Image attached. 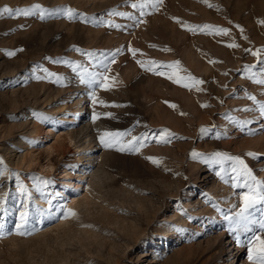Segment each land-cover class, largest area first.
<instances>
[{"label": "rangeland", "instance_id": "rangeland-1", "mask_svg": "<svg viewBox=\"0 0 264 264\" xmlns=\"http://www.w3.org/2000/svg\"><path fill=\"white\" fill-rule=\"evenodd\" d=\"M208 3L212 7L203 0H163L159 11L146 9L136 27L107 15L116 9L139 16L126 0H0V8L69 6L80 14L71 21L62 15H0V158L8 170L0 177V264H251L238 243L244 236L230 232L223 218L239 210L243 189L232 186L231 162L214 163L212 156H240L264 181V119L246 98L264 101V86L247 79L252 72L245 70L257 65L259 77L257 57L245 49L264 48V0ZM109 20L121 28L108 27ZM204 24L229 32L187 30ZM129 48L139 51L133 56ZM113 54L115 63H109ZM137 60L163 74L145 71ZM97 61L110 71L108 88L95 87L93 104V88L79 83L78 73L103 71ZM150 61L179 65L159 68ZM76 64L81 68L73 71ZM188 76L204 83L195 85ZM78 101L83 116L77 129L85 128L87 137L69 139L63 118ZM245 120L251 123L242 129ZM105 132L127 135L107 148L100 143ZM145 134L138 152L118 150ZM87 138L86 152L78 146ZM97 169L100 190L86 193L87 173ZM68 182L75 184L70 193ZM86 195L93 198L87 208L71 206ZM25 204L28 223L18 230ZM66 209L76 215L65 218Z\"/></svg>", "mask_w": 264, "mask_h": 264}, {"label": "snow or ice", "instance_id": "snow-or-ice-1", "mask_svg": "<svg viewBox=\"0 0 264 264\" xmlns=\"http://www.w3.org/2000/svg\"><path fill=\"white\" fill-rule=\"evenodd\" d=\"M204 3L208 4V7H212L210 3H208V0H203ZM126 3L130 4V7L132 9H138L139 10V16L134 15L131 12H123L118 11L116 9H113L108 12V16H119V17H125L128 20L133 22V26L138 27L141 23H144L140 17H143L147 14L145 11L148 8H151L155 11H159L161 5L163 4V0H137V2H131V0H126ZM7 14L10 18L15 17L19 18L21 16L23 17H29L33 15H38L39 19L44 20L52 16L62 15L65 16L68 20H73L77 16H79V13H76L75 10H73L69 6H60L55 10H49L44 8L40 4H33L30 7L26 8H16L13 9L7 5H5L3 8H0V15ZM177 23H181L182 27L183 22L179 21L178 18H173ZM101 23H104L103 21ZM260 24L264 25V21H259ZM108 27H115L117 29L121 28V25L119 24H113L111 20L107 21ZM24 26H21L23 28ZM239 27V26H237ZM209 30L208 32H205V34H224L227 35L229 30L226 28H220L213 25H196V26H188L187 30L196 32L197 30ZM241 31H243L241 29ZM229 47H238L236 44H230ZM154 47V46H153ZM22 50V49H21ZM165 51H170V49H164ZM121 49H117L116 53H119ZM129 51L132 53L133 56L136 55V53L139 51L137 49L129 48ZM246 52H250L251 55L254 57H257L258 64L260 65L259 68V77H257V73L253 71L257 67V65H250L246 66V71L252 72V75L246 77L252 82H255L258 85L264 86V48H258L255 51H252L251 49H245ZM8 56H14L15 52L9 51L7 53ZM88 57H92L95 54L94 53H86ZM49 59V58H46ZM54 63H61L59 60L53 61ZM64 63H70L68 61H65ZM109 63H115V54H113V58ZM137 63L140 64L142 68H144L145 71H151L155 75H162L163 73L158 69L154 67H147L145 68L144 63L137 60ZM150 65H159V68H174L175 66L179 65V61L164 65L162 62L158 61H150ZM97 64L100 68L103 69V71H90L88 68H83L82 71L78 73L79 76V83L87 85L91 88H93V91L91 93L92 103H96V96H95V87L101 86L105 89L108 88L107 81L109 80V77L107 75V72L110 71L109 64H105L102 61H97ZM77 68H81L79 64H76L73 68V71H75ZM47 73V77L51 76H57L55 73L47 72V70H43ZM45 76H39L37 75L35 79L42 80L45 79ZM169 79H173L172 76L168 77ZM190 81H193L195 85H201L204 83L203 80L196 79L192 76L187 77ZM59 77L57 76V80L59 81ZM180 79H183V77H180L178 79H175V83H179ZM185 88L189 87V84L183 85ZM250 101H252L255 104V108L251 109L258 113L259 117L261 119H264V101H259L254 95H249L246 97ZM202 107H208V105H202ZM242 111H249L250 109L244 108L241 109ZM111 115V114H108ZM99 119V116L96 113H93L92 120L95 122V120ZM251 123V121H242L241 122V128H247V126ZM207 129L202 128L201 132H206ZM165 133H168V130H164ZM249 134H255V132L248 128ZM171 135L170 133H168ZM127 133H112V132H105L103 135L100 136V143L103 144L107 148H112L116 144L120 143L119 138L121 136H125ZM148 139V135L145 134L143 137H132L131 140L127 141V143L121 144V146L118 148L119 151H136L138 152L140 150V147L144 146V141ZM159 142V141H158ZM164 143H167V140L163 141ZM198 153L193 152L192 156L195 158L197 157ZM246 156H254L253 153H246ZM147 159L151 160L154 164L158 162V158L155 157H148ZM224 160H227L230 163L229 165V171H228V177L232 181V186L237 189H243V191L239 192V200H240V206L238 211H232L230 213H224L223 218L225 221L228 222L229 225V231L233 234L240 233L244 236L243 239H240L238 236V243L246 247L247 249V259L251 261V264H264V239L261 238V235L258 233H264V181H261L257 179V177L254 174L253 169L246 163V160L240 156H230L225 155L220 152H216L212 156V162L214 163H222ZM7 168L5 166V162L2 158H0V177H4ZM220 175V173H217ZM18 175V174H15ZM40 179V178H38ZM221 179L224 180V182H229L225 179L224 176H221ZM44 184H47L48 181L44 180ZM19 192L21 194H26L27 189L24 188L23 185L19 186ZM5 199L0 198V212H4ZM216 207V205H213ZM235 208V206H233ZM218 211L223 212L222 209L217 208ZM38 211H43V209H38ZM65 218L68 217V215L75 216L76 213L71 209L64 210ZM184 215H187L186 213H183ZM29 218V210L28 205H23V210L19 213V220L20 223L17 225V229H23L27 223ZM2 227V225H0ZM172 227V226H170ZM177 231H183V229H176ZM21 235H23V232H20ZM250 234V235H249Z\"/></svg>", "mask_w": 264, "mask_h": 264}, {"label": "bare ground", "instance_id": "bare-ground-1", "mask_svg": "<svg viewBox=\"0 0 264 264\" xmlns=\"http://www.w3.org/2000/svg\"><path fill=\"white\" fill-rule=\"evenodd\" d=\"M69 111H70V113H69L70 115L65 116L63 118L64 121L68 124V132H67L66 136H68L69 139L75 137L77 134L78 135L82 134V135L87 137V134H85V132H86L85 128L82 127L80 129H77L78 123L80 122L81 117L83 116L81 103L78 101L74 107L70 108ZM87 140H86L87 144H86V142H83L82 145L80 144V146H78V148H82L83 150H85V149L87 150L91 146V140H89L88 138H87ZM89 155L87 154L85 157H89ZM91 159H93V158H91ZM87 175H88V182H87L88 185L85 188L86 193L92 192L96 195L98 193V191L100 190V180H101L100 178L102 175V170L101 169H97L95 171L90 170V171H88ZM66 186H67V192L70 193L74 190L75 184H73L72 182H68V183H66ZM88 195H86L84 198H82L81 201H77V202L73 203L71 206L75 209H78L80 207L82 209L87 208V206L89 204H91L92 200H93V198L89 197L90 195L89 196Z\"/></svg>", "mask_w": 264, "mask_h": 264}]
</instances>
